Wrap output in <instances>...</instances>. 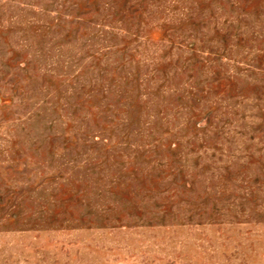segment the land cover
<instances>
[{
    "label": "rangeland",
    "instance_id": "rangeland-1",
    "mask_svg": "<svg viewBox=\"0 0 264 264\" xmlns=\"http://www.w3.org/2000/svg\"><path fill=\"white\" fill-rule=\"evenodd\" d=\"M0 264H264V0H0Z\"/></svg>",
    "mask_w": 264,
    "mask_h": 264
}]
</instances>
